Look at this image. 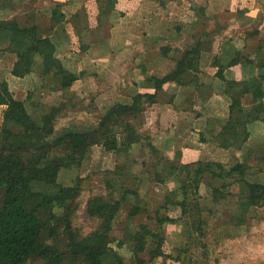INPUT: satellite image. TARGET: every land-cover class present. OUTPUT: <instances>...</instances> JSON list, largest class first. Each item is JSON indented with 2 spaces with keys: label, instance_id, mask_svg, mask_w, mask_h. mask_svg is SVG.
<instances>
[{
  "label": "trees",
  "instance_id": "16d2710c",
  "mask_svg": "<svg viewBox=\"0 0 264 264\" xmlns=\"http://www.w3.org/2000/svg\"><path fill=\"white\" fill-rule=\"evenodd\" d=\"M35 1L30 0L21 5L15 0H0V62L5 53H13L15 61L11 68L12 75L26 78L37 74L46 76L47 80L28 90L26 98L21 100L14 96L8 81L0 79V106L4 107L0 122V264H127L120 252L127 244L132 254L131 264H146L143 255L148 256L150 263L159 258L182 262L181 256L166 253V235L152 229L147 223L140 224L134 233L126 227L121 239L113 236L115 221L128 195H137V189L126 188L121 196L110 192L106 196L89 198L86 204L87 216L97 219L99 225L89 233H83L74 226L73 217L82 187L79 181L72 185L64 184L60 176L65 170L80 168L95 146L117 154H128L135 146L144 141L147 143L152 157V179L162 184L169 181L176 183V187L168 189L162 204L156 209L155 217L159 224H174L181 219L203 235L206 224L203 212L206 206L203 204L205 196L202 195V188L207 174L224 180L219 189L223 197L231 195V189H227L233 184L239 187L235 195L240 211L233 214L238 225L245 224L251 209L264 207V182L248 179L251 168H257L254 173H264V150L253 156L257 165L248 160L255 154L251 147L246 150L244 159L236 155V161L228 165L212 158L184 162L181 149L176 148L167 170V166H164L167 156L149 136L140 131L146 111L159 102L160 92L166 84H175L182 89L189 86L197 89L205 86L212 88L211 84L207 85L202 80L200 64L202 54L212 51L213 42L222 25L216 16L215 28H202L207 17L206 4L187 0L190 7L188 19H171L167 14L169 17L162 18V22L166 30H173L174 34L158 35L151 33L157 21L152 17L167 12L170 1L177 0H156V5L150 7L149 22L143 35L146 42L152 45L161 39L166 40L157 48L158 55L165 59L171 58L174 62L172 69L160 76L150 70L147 63H141L138 65L139 72L145 75L143 80L151 84L153 92L129 94V102L118 101L109 105L104 112L94 113L97 116L95 123L71 120L68 124L57 126L60 118L73 114L80 104L77 96L84 93L85 89L75 93L70 91H74L71 90L73 83L81 79L85 71L76 73L60 68L54 72L47 67V63L57 58L54 37L60 33L58 29L62 14L59 15V12L67 3L56 4L51 8L50 15L37 14L36 20L30 22ZM94 1L96 16L90 14L89 28L92 47L97 49L99 44L106 43L105 36H101V29L104 25L112 24L110 17L115 12L116 0ZM182 4L183 1L178 5ZM172 5L170 9L175 10ZM22 6L28 7L24 19L19 17V8ZM238 13L242 22L244 10ZM184 25L190 28L188 32L184 31ZM245 33L243 48L236 50L228 63L214 55L213 65L220 67L214 77L222 83L228 98V113L225 118L210 117L204 130H196L197 137L191 139L200 146L212 141L216 148L222 150H242L253 131L251 126L257 122L264 123V38L258 36L257 30ZM186 35L191 38V42L185 43L183 47L175 45ZM249 38L255 40L252 51L246 49ZM171 52L176 55L170 56ZM241 65L250 68L249 78L230 79L225 76V68ZM98 74L95 72V75ZM45 89H50L49 93L61 91L65 99L58 104H45ZM68 92L73 95H67ZM202 95L201 92L198 94L201 104L208 99ZM174 98L176 94H172L170 101L174 102ZM26 101L35 109L41 108L40 113L33 115ZM185 102L199 103L187 94L180 97L177 107H183L182 103ZM81 107H86L87 112H94L96 108L93 102L87 105L82 103ZM181 109L191 115L196 112L195 108ZM122 169L117 166L110 173L118 174ZM108 185L113 188L109 181ZM219 190L214 188L213 193ZM173 207L179 209L180 218L168 213L162 215L160 212L162 208L170 210ZM147 211L146 206L135 203L130 208L127 221ZM190 219L192 222H189Z\"/></svg>",
  "mask_w": 264,
  "mask_h": 264
},
{
  "label": "rangeland",
  "instance_id": "374dc122",
  "mask_svg": "<svg viewBox=\"0 0 264 264\" xmlns=\"http://www.w3.org/2000/svg\"><path fill=\"white\" fill-rule=\"evenodd\" d=\"M144 6H146V4H144ZM41 7H43V3H41ZM149 7L150 5L147 7L150 11ZM186 7H188L187 3L185 4V8ZM219 7L224 8V5H220ZM179 8L181 7L179 6ZM234 9L235 7L232 10ZM176 10L177 12L182 10V12L178 13V16H176ZM225 11H227V9H225ZM170 12H172L169 13L171 19H188L183 9H170ZM234 12L235 11H232V13ZM225 15L228 16V14ZM233 15L235 16V14ZM158 17L153 18L157 19V21L153 30H151V33H158V35H160V33L167 35H170L171 33L174 34L173 30H166V25L164 22H162L163 19ZM137 21L138 20L133 17H131L128 21V26L132 28L131 36L134 39L133 44L138 39L136 36L138 30L137 28H134L137 25ZM235 24L236 23H234L233 26ZM109 31V27L104 25V27L101 29V36L106 37L109 34ZM184 31L187 32L188 30L185 29ZM245 35L246 33L244 32L239 37L244 41ZM261 36L264 38V35ZM141 37L142 36L140 34L139 38ZM148 38L150 40V37H147V39ZM112 39L114 44L111 49H119L118 46H120V42L116 40V37H113ZM165 42L166 40L161 39L153 46V50L148 52L145 43L141 40L138 46L134 47L132 52L136 53L135 58L138 61L144 60L145 58L149 60V58H151L152 62L155 64L153 68L154 72L161 76L170 71L174 66V62L171 58L165 59L161 55H158L159 51L157 48H160V45L164 44ZM189 42H191V38L186 35L182 41L180 40L179 42L175 43V45L183 47L185 43ZM116 43L118 44L116 45ZM254 44L255 40L249 38L246 49L252 51V45ZM142 49L146 52L142 51ZM232 49V45H229V47L226 45L223 53L220 52L219 58L222 62L228 63L230 59L233 58V54L231 53ZM174 53L175 52H171L170 56L176 55V53ZM118 57L121 58L122 54L120 53ZM202 59L203 68L207 72L203 76V80L207 85L211 84L212 88L205 86L203 88L197 89L196 87L189 86L182 89L181 91H177L173 85L169 86L168 84L166 91L164 90L159 95L162 106L158 108L159 113L156 112L154 113V116H152L149 112L146 117L144 116L143 123L140 127L141 133L149 136L151 141L156 144L157 148L162 151L164 155H166V153L168 154L166 155V163L164 164L165 168L167 166V170L170 166L171 160L173 159L171 156L174 154L176 147H182L181 153L183 161L185 160L184 162H187V160L198 159L200 157L204 159H217L227 163L228 165H231L236 161V155H239L241 159H244V157H246V150L251 147L252 150L255 151V154H253L248 160L251 164L257 165V161L255 162V158L253 156L259 155L260 151L264 150V123L262 122H257L251 126L253 134L251 133L247 145L242 150H221L216 148L212 141L207 143L208 149L206 148V152L205 149L203 150V152L206 154L201 155V153L194 151L191 148L193 147L192 145L195 146V142L193 139H190V136H192L193 132L191 127L192 123H189V120L193 121L195 116L186 113V110L184 111L181 108L184 107L187 110L188 108H195L196 110H200L202 118L199 119L197 123V127L200 126V129L205 125V120H208L210 117L216 116L225 118L227 117L228 113L226 109L228 98L225 96V93L222 89V83L213 75L219 70L220 67L211 65V63L213 64L215 57L208 52L203 53ZM111 61V59L107 62L104 61L105 63H103L102 67H104V69L106 68V73L102 74L100 80H97L96 83L93 81L91 83H83L84 85H82V83L80 84V82L75 83V90L70 92L75 93L78 90L85 89V92L83 91L84 93H81L79 97L77 96L80 104L77 105L76 110L73 111V114L60 118L57 126L68 124L71 122V120L77 122L81 121L85 124L95 123L97 119V116L95 115L96 113L99 114L104 112L109 107V105L115 102L130 101L124 96L125 94L122 93V87L124 84L122 77H124V79L127 78L124 76L125 71L117 64H114V66L118 67L113 69L114 71L112 72L108 68ZM96 63H98L99 66L101 65V61ZM245 68L250 69L248 66L241 65L236 69L230 67L225 68V72L230 79L235 78L237 72L241 75V79H246L249 78L250 74L247 75L248 71L246 72ZM87 70L89 71V69ZM32 75L37 77L36 74ZM30 76L26 78H17L20 80V82H22V84L25 85L28 82V78H32ZM36 80L37 83L35 81V83L32 85V89L36 88L41 82H47L45 79L38 81L36 78ZM55 81L57 82V79ZM11 83L14 84L13 81ZM141 84L142 89H153L151 84L145 80H142ZM125 89L135 93L140 89V87L127 86ZM44 91H46L44 92L46 95L45 104L54 105L58 104V102H60L62 99H65V95L62 94L61 91L53 93H49V91H51L50 89H45ZM175 92H180L178 94L179 96H185L192 93L191 99L193 100V98H196L198 102V94L201 92L203 93L202 96L205 98L208 97V99L203 104H201V102L196 104L193 102L182 103L183 107H179L178 109L179 111H184L185 114L180 115L178 113L176 115H170L171 111L168 110H171V106L167 104V101L172 99V94ZM66 94L70 96L73 95L69 92ZM178 95L176 98H174V106L179 103ZM19 96H21V94H19ZM37 96L41 97L40 94ZM83 97L85 99H83ZM90 102H93V104L96 106L94 112H87L86 107H81L82 103L87 105ZM26 103L29 111L33 115H38L40 113L41 108L35 109L34 106L30 104V102L26 101ZM204 104L205 106L206 104H211V106L209 105L203 107ZM185 115H187L189 119H182V117ZM195 134L196 133L194 132V136L197 137V134ZM151 159L152 157L150 155V149L145 141L142 144L132 148L128 154H117L115 152L106 151L101 146H95L92 149L89 158L80 168L63 171L60 178L64 184L72 185L79 181L82 187L81 194L77 199L78 208L73 217L74 226L78 227L83 233H89L99 225V221L97 219L89 218L87 216L86 204L89 198L96 195L106 196L110 192H114L116 196H121L122 192L126 188L129 190L137 189V195H128V198L115 221L113 236L117 239H121L125 234L126 227H128L129 230L134 233L140 224L147 223L152 229L162 231L166 235V243L164 247L166 253L173 256L179 255L182 258V262L169 258H159L155 262L150 263L148 261V256L143 255L146 260V264H264V207L251 209L245 224L238 225L233 219V214H237L240 211L239 204L236 203L237 195H235L238 194L239 187L236 184H233L231 188L227 189H231V195L227 194L225 197H223L219 189L224 183V180L216 178L210 174L205 176L203 180L204 185L202 188V195L205 196L203 204L206 206L203 212V218L206 220V224L203 228V235H200V232L197 231L195 227L191 228L189 225H186L181 219H179L180 221L174 224H159L155 217L156 209L162 204L168 189L171 187H176V183L169 181L167 184H162L153 180V168L150 164ZM117 166L123 167V169L120 170V173H110V171L114 170ZM256 169L257 168L254 167L253 169L251 168L249 170L248 179L264 182V173H254ZM108 181L113 184V188L109 187ZM208 187L211 189H208ZM214 188L219 191L213 193ZM135 203H140L141 205L146 206L148 211L137 215L132 221L128 222L127 215L131 206ZM160 212L162 215L168 213L173 217L180 218L181 216L179 209L176 207L170 208V210L162 208ZM189 222H192V219H190ZM115 244L116 242H114V246ZM120 252L126 258V263L131 264L132 254L129 250V244L121 248Z\"/></svg>",
  "mask_w": 264,
  "mask_h": 264
},
{
  "label": "crops",
  "instance_id": "0c3cea01",
  "mask_svg": "<svg viewBox=\"0 0 264 264\" xmlns=\"http://www.w3.org/2000/svg\"><path fill=\"white\" fill-rule=\"evenodd\" d=\"M29 1L30 0H15L16 3L21 5H23V3H28ZM182 1L183 4L179 5L181 7L179 8V6L177 5L181 4ZM194 1L202 4L203 3L206 4L207 17H206V22L202 26V28H206V29L215 28L217 22L216 16L218 17L220 24L222 25V29L218 31V34L216 35L215 40L213 42L212 51L208 52L209 54H212V56L218 55L220 57V52L223 53L226 45L228 47L229 45H232L233 49L231 50V53L234 56L235 51L240 48H243L244 46V43H242L244 41L239 36H241L246 31H250V29H252V31L257 30L258 31L257 34H259L258 36L264 35V0H194ZM155 2L156 0H116L115 12L110 17L112 24L109 23L105 25L108 26L110 29L109 34L105 37L106 43L103 44L102 42V44H99L100 47L97 49L92 47L93 46L91 41L92 34L89 28L90 16L91 15L96 16L95 15L96 1L94 0H36L34 3V8L31 9L32 17L30 18L29 21L30 22L35 21L37 17L36 15L40 13L50 15L51 8L55 7V5L58 3H64V4L67 3L59 12V15L62 14L61 16L62 20L60 21V25H59L60 29H58L60 33L58 36L54 37V41L57 46V58L47 63V67L53 70L54 72L60 68L68 69L76 73L85 71L81 79H78L73 83L71 90H75V83L80 82V84L82 83V85H84L83 83H87V82L91 83L92 81L96 83L97 80H100L101 75L106 73V68L104 69V67H102L103 63H105L104 61L107 62L108 60L111 59L112 61L108 68L112 72L114 71L113 69H116L118 66H120L125 71L124 76H126L127 78L124 79V77H122V79L124 80L122 92L125 94L124 96L128 98L129 94H132L133 92L129 91L128 89H125L127 88V86L128 87L139 86L140 89L137 92H146V91L153 92L154 90L152 88H147V89L141 88L142 86L141 82L144 79L145 75H142L139 72L138 65L141 63L144 64L147 63V65L150 67V70H153L155 64L152 62L151 58H149V60L145 58L144 60L138 61L135 58L136 53L132 51L134 47L138 46L141 40L145 43L148 52L153 50L152 48L154 45L146 42L145 40L146 37L143 35V33L146 30L145 28L147 27L151 13V11H149L147 7L148 5H150V7L156 5ZM41 3H43V7H41ZM186 3L188 4V7L185 8ZM144 4H146V6H144ZM170 4H173L171 7H175L176 9H183L185 15L189 17L190 7H189V2H187V0L170 1ZM170 4L168 5L167 12H160L161 14H158L157 16L163 19L168 18L169 16L167 14L170 13L169 10ZM220 5H224V8L219 7ZM91 6H93L94 9L91 10L90 9ZM234 7L235 9L232 10ZM27 8L28 7H24V6L19 8L21 10V14L19 15L21 19H24L26 17V13H28ZM225 9H227V11H225ZM240 10H244V20H243L245 22L244 25H243V21L241 22L240 19L241 16H239L238 13V11ZM232 11L235 12L232 13ZM181 12L182 10L178 11V13ZM225 14H228V16H226ZM233 14H235V16ZM131 17L138 20L137 25L134 28H137L138 30L137 34L139 35L141 34L142 36L141 38H139V35H137L135 32L138 39L134 44H133L134 39L131 36L132 28L128 26L129 24L128 21ZM234 23L236 24L233 26ZM185 29L190 30L188 25H184V30ZM113 37H116V40L120 42V46H118L119 49L117 48L111 49V47L114 44L112 39ZM117 44L118 43H116V45ZM142 51L146 52L143 49ZM120 53L122 54L121 58L118 57ZM202 58H203V54H202ZM14 61H15V54L13 53L7 52L2 56V60L0 62V79H6L9 83L10 90L14 93V96L16 98L19 97L21 100H24L26 98L28 90L32 89V85L35 83V81L37 83L36 78L38 79V81L40 80L42 81V79L46 80V76L43 77L36 74L37 77H35L34 75L31 74L32 76L30 75L29 76L32 78H28V82L24 85L22 84V82H20V80L17 77L11 74V68ZM98 61H101L100 66L98 63H96ZM202 61L203 59L201 60L200 68L203 71V73L201 74V78L203 80V76L207 72L203 68ZM114 64H117L118 66L116 67L114 66ZM211 65L215 66L212 63ZM99 67L102 68L100 69ZM232 68L236 69L237 67H232ZM87 69H89V71ZM249 70L250 69L245 68V71L246 72L248 71L247 75L250 73ZM95 72L99 74L95 75ZM215 73L213 75H215ZM224 73L225 76L229 78L226 75L225 71ZM240 76L241 75L237 72L235 78H240ZM12 81L14 82V84L11 83ZM42 83L43 82H41L40 84ZM167 85L168 84H166L164 87L165 91L167 89ZM170 85H173L177 91L182 90V88H178L175 84L169 83V86ZM179 93L180 92H175L173 94H176L177 97ZM19 94H21V96H19ZM188 95L192 97V93ZM180 97L181 96H179V98ZM179 98H178V102H180ZM167 102H168L167 104L171 106V110H168L171 111L170 115H176L178 113L180 115L185 114L184 111H179L177 105L174 106L175 104L174 102L173 103L170 101ZM209 105L211 106V104H206V106ZM228 105L229 103L227 101V107H226L227 111H228ZM159 107H162L160 100L158 103H156L149 110L146 111L145 117L149 112L152 116H154V113L156 112L159 113L158 110ZM3 108H4L3 106H0V121L2 120ZM196 111L198 112H194L193 114L195 116V119L193 121L189 120V123H192L191 127L193 132L192 136H190V139L194 136V132H196V130L197 131L204 130L207 123V120H205V125L203 126V128L200 129V126L197 127L198 125L197 123L199 119L202 118V115L201 114L197 115V113H200V110H196ZM182 119H189V118L187 115H185L182 117ZM192 146L193 147L191 148L194 151H198L199 153H201V155L206 154L205 152L207 148V143H204L202 146L195 143V146L194 145ZM176 148L181 149L182 147H176ZM204 149L205 152H203ZM166 155L168 154L166 153ZM172 157L173 155L171 156V158ZM198 159H200V157ZM189 161H193V160H187V162Z\"/></svg>",
  "mask_w": 264,
  "mask_h": 264
}]
</instances>
